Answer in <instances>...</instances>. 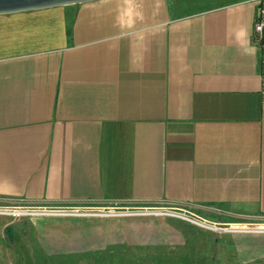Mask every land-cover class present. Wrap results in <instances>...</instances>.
<instances>
[{
	"label": "crops",
	"instance_id": "1",
	"mask_svg": "<svg viewBox=\"0 0 264 264\" xmlns=\"http://www.w3.org/2000/svg\"><path fill=\"white\" fill-rule=\"evenodd\" d=\"M211 2L0 16V202L264 216V0Z\"/></svg>",
	"mask_w": 264,
	"mask_h": 264
},
{
	"label": "rangeland",
	"instance_id": "2",
	"mask_svg": "<svg viewBox=\"0 0 264 264\" xmlns=\"http://www.w3.org/2000/svg\"><path fill=\"white\" fill-rule=\"evenodd\" d=\"M20 203L0 202L8 211L0 214V264H264V216L169 204ZM134 207L167 213L118 216ZM15 208L26 214L11 215Z\"/></svg>",
	"mask_w": 264,
	"mask_h": 264
},
{
	"label": "water",
	"instance_id": "3",
	"mask_svg": "<svg viewBox=\"0 0 264 264\" xmlns=\"http://www.w3.org/2000/svg\"><path fill=\"white\" fill-rule=\"evenodd\" d=\"M97 0H0V16L41 11Z\"/></svg>",
	"mask_w": 264,
	"mask_h": 264
},
{
	"label": "built area",
	"instance_id": "4",
	"mask_svg": "<svg viewBox=\"0 0 264 264\" xmlns=\"http://www.w3.org/2000/svg\"><path fill=\"white\" fill-rule=\"evenodd\" d=\"M254 33L256 36V40L262 41L263 34H264V10H263V8H260L258 10L257 15H256V19L254 22ZM16 202H21L20 205L23 203L22 201H16ZM15 210H17V208H15ZM166 213L167 212H164L163 210H160L158 208H151V207L136 208V207H134V208H128L122 212H119L118 216H161V215H164ZM168 216L177 217L178 215L173 214V213H168ZM196 223L201 225L198 222H196Z\"/></svg>",
	"mask_w": 264,
	"mask_h": 264
},
{
	"label": "bare ground",
	"instance_id": "5",
	"mask_svg": "<svg viewBox=\"0 0 264 264\" xmlns=\"http://www.w3.org/2000/svg\"><path fill=\"white\" fill-rule=\"evenodd\" d=\"M7 212L8 211H0V214H7ZM11 213V215H13V216H16V215H23V214H26V213H24V211H21L20 209L18 210H15V211H12V212H10ZM225 230V229H224Z\"/></svg>",
	"mask_w": 264,
	"mask_h": 264
}]
</instances>
